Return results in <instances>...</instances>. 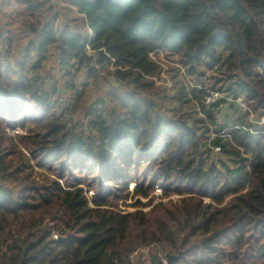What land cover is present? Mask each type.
<instances>
[{"label": "trees", "instance_id": "obj_1", "mask_svg": "<svg viewBox=\"0 0 264 264\" xmlns=\"http://www.w3.org/2000/svg\"><path fill=\"white\" fill-rule=\"evenodd\" d=\"M66 2L59 31L64 6L52 0L20 1L34 20L27 44L0 30V264H132L149 245L181 253L172 264H264V124L237 102L264 115V0ZM51 51L72 100L88 103L83 122L35 78ZM160 51L189 77L220 69L227 98L207 105L206 88L157 86ZM113 76L127 90L92 102L90 86ZM14 128L25 151L8 145ZM158 183L163 199H181L138 210ZM131 196L136 211H121Z\"/></svg>", "mask_w": 264, "mask_h": 264}, {"label": "rangeland", "instance_id": "obj_2", "mask_svg": "<svg viewBox=\"0 0 264 264\" xmlns=\"http://www.w3.org/2000/svg\"><path fill=\"white\" fill-rule=\"evenodd\" d=\"M20 1L21 0H0V30L2 32H7L8 30H10L17 36L18 34L20 36H23V40L26 42L25 44H27L30 37H33L28 25H30V22H33L34 20L28 19L26 12L24 11V6L20 4ZM66 7H68V5L57 9L58 19L56 23V31H59L60 28L64 27L62 24L68 23L67 17H69L71 12H69L68 10H64V8ZM23 23H25V26L22 25ZM50 55V58L46 61L43 68L37 71L35 78L39 79V82L45 83L51 93L55 92L53 96L56 101L57 111L59 110V112H64V114L67 116L72 115L75 120L83 122L85 120L86 107L88 103L81 107L79 103L77 104L75 103V100H72L73 92L67 89L64 85V78L62 76L60 68L58 67V60L56 59V56L53 55L52 51ZM152 56L153 59L157 61L158 64H160V66L162 67L160 78L154 77L153 80L155 81V84L157 86L165 88L169 93H172L174 84H177L178 87H181L182 85L186 87L197 85L209 90L208 93L214 92L217 94V99L214 103H218L219 100L227 98L225 90L228 85L231 84V81L229 80V78H227L226 75H224V73L220 69H214L212 71L205 72L204 76L199 79L198 76H187L185 68L178 63V58L173 55L165 54L164 52L160 51L159 56L155 55V53H153ZM110 70H113V67H111ZM115 77L116 76L111 77L109 81L101 78L100 82H98L96 86H90L93 96L92 102L96 101L99 97H104V94L110 88L118 89L122 86V89H120L119 91L127 90L125 84L120 83V81ZM75 79L78 80V84L87 83V80L84 77L83 73L79 74V76H77ZM55 88H57L58 91H55ZM218 90H221L222 93L218 92ZM240 98L245 99V101L247 99L244 95ZM223 104L221 103L216 111L219 124L218 127H220L222 123L227 119L225 116L227 111L223 110L221 113ZM106 106L110 107V103L106 102ZM198 110L199 109L196 108L195 112H197ZM221 114L224 115V117H220ZM250 118L256 119L257 121L260 117L258 115H253ZM253 133L255 132L253 131ZM23 134L25 133L20 128L8 130L7 136L11 139L8 145L11 144V148H17L21 151H25L20 137ZM255 137L259 138L260 134L256 133ZM215 152H219V150L217 149L215 150ZM36 164L37 161L31 162V165H33L34 167L32 171L29 170V173H31L32 176L31 178H34L38 183L45 184L46 177L50 175L47 171L36 167ZM132 185L130 186L131 189ZM163 188L164 187L162 183H158L154 193V204L151 207L149 206L144 208L142 206L138 210L148 212L154 205L159 202L173 201V203H176L181 199L180 196L177 195H172L166 199H163ZM95 194V188L94 191L90 190L87 192V197L90 203ZM140 201L143 203L148 202V200H144L142 198L140 199ZM134 205H137V198L134 199L131 196L128 199L119 202L118 207L123 212H134L136 211V209H134ZM167 255L175 257L178 256L177 254H166L162 247L149 245L137 249L131 255V262L132 264H154V262H158L160 260L161 262H164V264H166Z\"/></svg>", "mask_w": 264, "mask_h": 264}, {"label": "built area", "instance_id": "obj_3", "mask_svg": "<svg viewBox=\"0 0 264 264\" xmlns=\"http://www.w3.org/2000/svg\"><path fill=\"white\" fill-rule=\"evenodd\" d=\"M52 1H54L55 3H57L58 6H67L68 5L67 2H66V0H52ZM52 14L53 13L51 12V15ZM216 99H217V94L216 93H214V92L208 93V95L205 98V103L207 105L216 104V103H214ZM237 102L240 104V106L242 107L243 111L246 114L250 115V117H252L253 115H255L252 112V109L246 103L245 99L238 98L237 99ZM250 119L252 120V122H256V123H258L260 125L264 124V115L260 116L259 120H257V121H256V119H252V118H250Z\"/></svg>", "mask_w": 264, "mask_h": 264}, {"label": "water", "instance_id": "obj_4", "mask_svg": "<svg viewBox=\"0 0 264 264\" xmlns=\"http://www.w3.org/2000/svg\"><path fill=\"white\" fill-rule=\"evenodd\" d=\"M180 256H181V253L177 257L171 256V255H167L166 264H172L173 260L179 258Z\"/></svg>", "mask_w": 264, "mask_h": 264}]
</instances>
